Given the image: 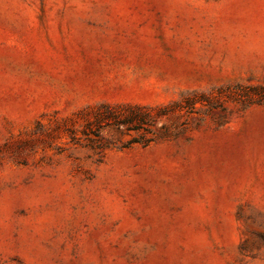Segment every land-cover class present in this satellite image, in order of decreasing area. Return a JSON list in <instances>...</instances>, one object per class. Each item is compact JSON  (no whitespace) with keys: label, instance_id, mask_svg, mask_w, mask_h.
Masks as SVG:
<instances>
[{"label":"rangeland","instance_id":"rangeland-1","mask_svg":"<svg viewBox=\"0 0 264 264\" xmlns=\"http://www.w3.org/2000/svg\"><path fill=\"white\" fill-rule=\"evenodd\" d=\"M0 264H264V0H0Z\"/></svg>","mask_w":264,"mask_h":264}]
</instances>
